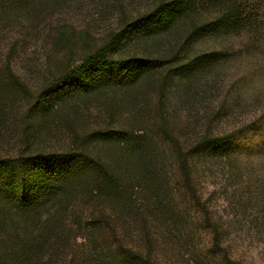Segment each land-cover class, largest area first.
<instances>
[{"label":"rangeland","instance_id":"rangeland-1","mask_svg":"<svg viewBox=\"0 0 264 264\" xmlns=\"http://www.w3.org/2000/svg\"><path fill=\"white\" fill-rule=\"evenodd\" d=\"M146 5V0H34L23 7L0 6V95L8 115L0 124V157L22 150L21 117L35 106L47 83L77 66L110 37L119 36L109 56L124 61V67L98 71L93 78L107 80L128 73L142 87L128 98L111 88L68 98L48 113L44 125L28 115L26 139L37 148L63 145L65 151L73 150L70 145L75 141L79 155L94 152L112 159L120 152L116 144L127 140L123 136L134 119L135 127L145 129L164 162L169 160L160 204L151 194L146 200L150 213L146 220H188L182 232L193 236L183 246L178 234L168 235L153 226L148 235L171 236L175 247L153 251L149 259L155 264H264V152L260 151L264 144V37L261 42L245 35L194 42L187 37L182 40L185 29L178 28L173 35L151 34L146 21L138 23ZM210 53L226 56H215L212 64L205 58L193 63ZM160 83L172 140L162 139L158 130ZM129 97L135 100L132 115ZM105 129L111 133L103 144ZM88 132L93 135L87 139ZM228 134L236 135L233 141L197 149L204 137L211 140ZM177 153L187 161L188 187L176 171ZM10 198V193L0 192V264L2 256L22 253V239L38 235L53 210L28 216ZM130 199L135 209L144 210L139 195ZM167 203L173 215L155 216L156 204ZM205 219L222 235L218 250L209 248V233L199 224ZM128 261L135 264L133 258Z\"/></svg>","mask_w":264,"mask_h":264},{"label":"trees","instance_id":"trees-1","mask_svg":"<svg viewBox=\"0 0 264 264\" xmlns=\"http://www.w3.org/2000/svg\"><path fill=\"white\" fill-rule=\"evenodd\" d=\"M32 1L34 0H0V6L23 7ZM146 1L145 11L137 20L138 23L146 21L151 34L173 35L178 28L185 29L182 40L187 37L194 42L226 40L243 35L261 42L264 37V0ZM118 38L119 36L110 37L104 46L87 54L77 66L67 69L49 81L46 90L36 98L35 106L28 109L25 115L38 117L44 125L48 113H54L68 98L71 101L78 95L86 96L90 92L96 93L97 90L106 88H111V91L117 89L122 92L123 97L128 98L131 91L140 89L142 83L128 73L107 80L93 78L98 71H115L124 67V61L109 56ZM215 56L219 58L226 55L210 53L200 56L193 63L199 64L205 58L207 63L212 64ZM147 72L146 70L144 74ZM10 78L14 81L13 76ZM78 86L79 92L71 91ZM131 87L134 88L131 90ZM158 93V130L162 139L172 140L164 114L163 83H160ZM4 99L0 95L2 126L4 119L8 118ZM133 99H128V111L131 115L132 109L135 108ZM53 105L54 110L50 108ZM109 106L108 104V109ZM25 117H21L20 121L23 127L21 133L24 134L22 139H19L22 150H17L13 156L6 154L0 157V192L10 193V203L28 216L53 210L47 223L38 227V235L22 239L21 254L17 253L15 257L1 255L3 264H127L129 258H133L135 264H155L149 259L153 251L172 249L175 246L171 244V236L164 238L159 233L148 235L153 226L161 232H168V235L175 232L183 246L191 242L193 236L182 232L187 227L188 220V223L185 219L173 218H159V222L153 223L146 220L145 216L150 214L146 200L151 194L157 201L155 203L160 204L161 191L165 189V179H168L166 167L169 160L164 162L158 148L145 136V129L135 127L134 119L129 120L130 131L123 136L127 140L116 144L120 152L110 159L94 152L83 151V154L79 155L75 141L70 145L73 150L68 151L64 150L63 145H54L49 150L37 148L34 142L26 139L28 122ZM92 133L88 132L86 138H90ZM110 133L107 129L103 131V144ZM235 136L228 134L211 140L204 137L197 149L200 150L204 145L221 146L233 141ZM261 148L260 151L264 152V144ZM175 160L178 163L176 171L188 187L186 158L177 153ZM133 190L134 194L131 193ZM44 195L46 198L42 200L41 196ZM136 195L143 199L139 202L144 210L139 211L133 206L130 198ZM170 207L168 203L164 207H158L156 204L155 216L158 214L160 217H166L167 213L173 215ZM133 210L135 213H132ZM199 224L209 233V248L218 250L222 235L217 226L206 219ZM55 230L59 235H53Z\"/></svg>","mask_w":264,"mask_h":264}]
</instances>
